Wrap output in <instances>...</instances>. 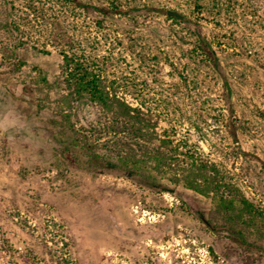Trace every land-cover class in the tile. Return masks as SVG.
I'll use <instances>...</instances> for the list:
<instances>
[{
  "label": "rangeland",
  "instance_id": "obj_1",
  "mask_svg": "<svg viewBox=\"0 0 264 264\" xmlns=\"http://www.w3.org/2000/svg\"><path fill=\"white\" fill-rule=\"evenodd\" d=\"M80 1L125 13L0 0V264H47L49 254L71 264H264V250L230 239L215 199L243 196L264 213V0ZM61 51L83 52L119 96L143 104L157 132L214 163L229 188L205 196L150 168L129 178L115 157L76 147L56 113ZM109 122L86 102L69 128L101 138V154L116 144L125 151ZM246 234L264 239V228Z\"/></svg>",
  "mask_w": 264,
  "mask_h": 264
},
{
  "label": "trees",
  "instance_id": "obj_2",
  "mask_svg": "<svg viewBox=\"0 0 264 264\" xmlns=\"http://www.w3.org/2000/svg\"><path fill=\"white\" fill-rule=\"evenodd\" d=\"M65 1H70L88 12L97 11L102 16L110 13H125L117 7L109 11L103 7L85 4L80 0ZM151 9L171 19L186 20L185 16L172 9ZM198 41L205 57L213 63L214 67H218L215 53L199 33ZM60 56L62 79L58 84L59 87L63 84L64 88L56 98V113L61 117L59 124L63 128L62 133L70 137L81 151L92 159L115 157L129 178L139 173L140 169L150 168L155 175L166 176L170 183L177 184L182 181L187 188L205 196L217 193L222 187L229 188V184L224 182L214 163L202 159L198 152L178 144L174 138L175 134L169 133L168 129L162 128L160 132H157L158 124L153 122L148 111L143 108V104L139 102L131 104L119 96L112 84L107 83L102 73L91 68L86 62L83 52L61 51ZM223 85L227 91L228 120H231L233 110L230 102V87L224 77ZM86 102L98 106L104 116L110 120L109 132H112L113 136L120 134L122 139H125L123 141L125 151L121 152L117 149L116 144L114 147L104 148L106 150L101 154L102 150L98 145L101 138H96L93 143L88 141L86 136L79 138L74 130H70L73 109ZM154 141H157V144H154ZM215 199H217L218 209L224 214V228L230 239L246 249L264 250V239L260 235L257 234L256 238L250 239L246 234L251 227H255L257 231L264 228V213L243 196L236 198L222 194ZM204 222L210 229L215 228L209 220ZM53 257L49 254L46 263L71 264L65 260H55Z\"/></svg>",
  "mask_w": 264,
  "mask_h": 264
}]
</instances>
